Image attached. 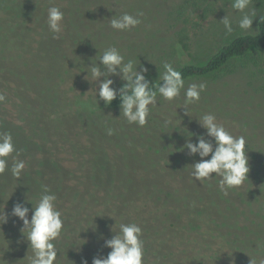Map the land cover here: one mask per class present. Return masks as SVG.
I'll list each match as a JSON object with an SVG mask.
<instances>
[{"label": "trees", "instance_id": "1", "mask_svg": "<svg viewBox=\"0 0 264 264\" xmlns=\"http://www.w3.org/2000/svg\"><path fill=\"white\" fill-rule=\"evenodd\" d=\"M190 1L0 0V93L6 95L0 103V134L11 133L16 148L7 158L8 170L0 174V211L8 215L0 225V264H28L32 252L21 231L23 222L11 213L15 197L30 189L34 196L22 202L30 219V201L36 203L43 186L55 193L64 220L55 242L57 264H92L93 257H106L111 249L104 246L110 239L105 230L112 225L119 229L121 223L142 224L144 264L164 259L264 264V12L254 32L232 37L203 63L178 67L185 89L193 83L207 85L200 100L187 106L188 114L182 89L173 101L157 96L145 126L129 124L119 95L105 105L96 96L97 83L85 79V66L98 63L109 47H116L125 62L151 58L150 50H134L128 38L110 27L112 16L142 12L133 31L147 42L155 35L150 29L154 10L175 13V31L166 33L174 39ZM52 6L64 12L62 33L56 35L46 22ZM165 46L157 57L176 50V43ZM110 78L114 87L122 86L119 76ZM229 86L241 94V105L225 97ZM204 113L240 116L239 128L221 124L245 138L250 172L227 195L219 190L218 176L196 180L192 164L201 158L180 151L190 132L206 131L197 120ZM191 139L196 142L195 136ZM15 159L25 162L19 178L10 170ZM211 221L219 224L213 227ZM245 239L252 251L244 248Z\"/></svg>", "mask_w": 264, "mask_h": 264}, {"label": "clouds", "instance_id": "2", "mask_svg": "<svg viewBox=\"0 0 264 264\" xmlns=\"http://www.w3.org/2000/svg\"><path fill=\"white\" fill-rule=\"evenodd\" d=\"M250 0H232L231 7L242 13L238 20V27L247 31L252 29L253 19L256 13H247ZM142 12L135 16L127 12L112 16L110 27L117 31H127L138 26L142 21ZM64 12L56 6L47 10V26L54 35L62 33ZM226 34L234 31L233 22L226 15L221 20ZM163 72L159 73V84L150 83L146 78L147 68L136 64L121 55L116 47H109L99 56L98 63L86 65L83 71L87 75L85 79L91 84L97 83L96 96L103 100L105 105H110L117 96L120 99V109L127 123L140 127L148 123L150 106L157 103V96L165 100L173 101L180 96L184 89V110L188 114V105L198 102L201 93L206 89V83L191 84L185 89V81L182 73L173 67L171 63H163ZM91 75L89 80L87 77ZM119 76L124 83L117 89L113 85L115 80L110 78ZM103 77V79H101ZM6 100V95L0 93V103ZM98 103V99H97ZM198 123L206 131L201 134L190 132L185 144L180 151L187 149L190 156L198 155L201 159L192 164L191 175L198 181L209 180L213 176L220 177L219 190L227 195L228 191L240 187L248 180L250 172L249 158L246 150V140L243 136L235 137L225 126L217 122V117L212 113H204L198 119ZM111 135L113 129H107ZM196 137L193 142L191 137ZM207 137V138H206ZM16 151L11 133L0 134V174L9 168L8 157ZM209 159H204L209 157ZM25 169L23 160L15 159L11 166L14 177H21ZM215 174V175H213ZM57 197L47 186H43L39 199L32 204V214L29 219L30 209L22 202H17L12 208V216L23 222L21 229L28 249L32 255L28 257V264H57L58 250L55 242L59 240L64 230V220L61 211L56 206ZM8 215L0 211V225L7 223ZM113 231V228H112ZM114 232V231H113ZM104 241V246L111 249L106 257H93L92 264H144V241L142 228L135 224L121 223L119 231ZM87 264V260L83 261Z\"/></svg>", "mask_w": 264, "mask_h": 264}, {"label": "rangeland", "instance_id": "3", "mask_svg": "<svg viewBox=\"0 0 264 264\" xmlns=\"http://www.w3.org/2000/svg\"><path fill=\"white\" fill-rule=\"evenodd\" d=\"M184 0H175L176 3L183 2ZM232 0H191L188 6V14L186 20L181 21L176 27V32L173 36L166 37V33L175 31V24L179 22L175 13L166 14L165 11L160 9H155L153 16L150 21V29L154 32V36L147 39H139L135 37L133 28L127 31H119L120 34L128 38V41L132 43L133 49H140V52L148 54V50L151 52V58L140 59L138 66L146 65L145 68L148 69L146 73V78L150 83L155 82L159 79V73L163 72V63H171L174 68L178 67L185 62L193 63H203L214 51H216L220 46L228 42L232 37L243 34L254 32L256 30L257 20L260 15L264 12V3H254L250 0L249 6L245 9V12L251 14L256 13L253 19L252 29L244 31L239 29L238 20L242 16V13L236 11L231 7ZM228 16L233 22L234 31L231 34H226V30L222 23L224 16ZM157 32L164 33L163 35H157ZM166 37V38H165ZM167 39L169 41H167ZM175 45L176 50L174 52L167 53L164 57H157L159 52L165 49V44ZM155 57L153 63L150 60ZM131 57L128 58V60ZM135 62V61H134ZM136 63V62H135ZM149 63V64H148ZM242 75V71H238L235 74ZM231 77V76H229ZM124 81L122 82V84ZM225 97H229L231 101L239 106L242 104L240 93L231 86L224 90ZM217 117L218 123L228 122L231 128H239V118L240 116L229 115L227 113H213ZM24 145V144H23ZM22 144H20L21 148ZM25 148H21V152H26ZM35 193L30 189L28 191H22L20 195H17L16 200L18 202H23L26 199H30ZM219 224L218 221H211V225L216 227ZM232 225V222L229 223ZM144 231L142 224H139ZM114 232H118L117 226H109L106 228L105 233L109 238L115 235ZM155 230V229H151ZM156 232V230H155ZM241 240L239 239V242ZM247 246L244 247L247 250H253L252 245L245 239ZM242 243V242H241ZM244 246V244H242ZM161 258L164 259L162 256ZM252 258V257H251ZM155 261V259H153ZM157 261V260H156ZM181 264H190L184 261H179ZM225 262V261H224ZM221 262V263H224ZM227 263V262H226ZM161 264H175L169 262L168 260H163ZM230 264V263H229Z\"/></svg>", "mask_w": 264, "mask_h": 264}]
</instances>
